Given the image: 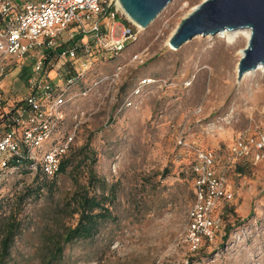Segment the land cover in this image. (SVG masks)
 Returning a JSON list of instances; mask_svg holds the SVG:
<instances>
[{"label":"rangeland","instance_id":"1","mask_svg":"<svg viewBox=\"0 0 264 264\" xmlns=\"http://www.w3.org/2000/svg\"><path fill=\"white\" fill-rule=\"evenodd\" d=\"M202 1L172 0L144 30L118 14L136 39L117 54L95 50L84 82L69 93L55 134H74L65 172L39 192L29 191L33 173L0 177V239L12 215L22 229L7 264H44L47 237L70 225L60 209L85 188L109 195L111 219L93 238L67 245L59 264H264V151L255 159L264 138V72L237 81L241 36L233 44L196 36L169 47ZM32 63L29 56L1 81L6 105L25 92ZM78 111L84 116L74 120ZM238 140L248 147L242 158L232 152ZM201 152L214 156L231 199L208 213L219 221L212 237L193 244L188 214Z\"/></svg>","mask_w":264,"mask_h":264},{"label":"built area","instance_id":"2","mask_svg":"<svg viewBox=\"0 0 264 264\" xmlns=\"http://www.w3.org/2000/svg\"><path fill=\"white\" fill-rule=\"evenodd\" d=\"M118 14L124 15L119 0H0V84L19 62L29 56L33 60L20 98L15 95L6 105L0 88L1 178L18 171L35 175L38 170L55 176L74 137L55 134L64 122L69 93L84 82L88 59L95 50L117 54L136 39ZM116 28H120L118 37ZM82 116L78 111L74 120ZM255 149L258 160L264 151L263 137ZM232 152L242 158L248 147L238 140ZM214 163L212 154H197L195 201L188 214L193 244L212 237L219 221L208 213L218 200L231 199L224 191V176L212 169Z\"/></svg>","mask_w":264,"mask_h":264},{"label":"water","instance_id":"3","mask_svg":"<svg viewBox=\"0 0 264 264\" xmlns=\"http://www.w3.org/2000/svg\"><path fill=\"white\" fill-rule=\"evenodd\" d=\"M172 0H119L127 17L146 29ZM249 29L250 39L237 65V81L264 63V0H204L171 35L168 45L178 50L196 36Z\"/></svg>","mask_w":264,"mask_h":264},{"label":"trees","instance_id":"4","mask_svg":"<svg viewBox=\"0 0 264 264\" xmlns=\"http://www.w3.org/2000/svg\"><path fill=\"white\" fill-rule=\"evenodd\" d=\"M26 77L27 75L24 74V79ZM70 163V158L64 156L54 177H47L38 170L34 178L35 185L29 191H41L46 186V182H53L59 174L64 173ZM237 171L241 172V169L238 168ZM30 194L28 193V195ZM66 208L70 209L67 210ZM60 213H63L69 219L70 225L65 226L60 232L57 230L53 237H47L49 241H46L47 243L45 242L44 245L45 260H42L44 264L61 262L67 245L93 238L99 230V225L111 219L109 195L90 194L89 189H82L74 194L64 208L60 209ZM21 231L20 221L14 215L10 216L4 223L0 239V264H7L11 258L13 243L21 234Z\"/></svg>","mask_w":264,"mask_h":264},{"label":"bare ground","instance_id":"5","mask_svg":"<svg viewBox=\"0 0 264 264\" xmlns=\"http://www.w3.org/2000/svg\"><path fill=\"white\" fill-rule=\"evenodd\" d=\"M195 8H193L192 10H194ZM123 11V10H122ZM124 13V11H123ZM124 15L126 16V18L132 22L128 17L127 15L124 13ZM133 23V22H132ZM134 24V23H133ZM135 25V24H134ZM138 27V26H137ZM217 36L219 37H223L224 39H226V42L229 43V44H233L237 41V39L241 36L243 37L245 40H246V46L248 44V41L250 39V31L249 29H238V30H235V31H222L218 34H216ZM170 47V46H169ZM171 48V47H170ZM246 48L242 49V50H239L238 51V55L240 56V58H242L243 56V51L245 50ZM257 71H260V72H264V63H263V66L259 65L258 67H256L253 71H249V72H245L243 74L242 77H246L250 74H252L253 72H257ZM242 79V78H241Z\"/></svg>","mask_w":264,"mask_h":264}]
</instances>
